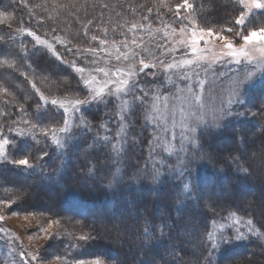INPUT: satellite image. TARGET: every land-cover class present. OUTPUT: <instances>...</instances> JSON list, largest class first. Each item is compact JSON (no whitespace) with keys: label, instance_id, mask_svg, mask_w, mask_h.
<instances>
[{"label":"snow or ice","instance_id":"1","mask_svg":"<svg viewBox=\"0 0 264 264\" xmlns=\"http://www.w3.org/2000/svg\"><path fill=\"white\" fill-rule=\"evenodd\" d=\"M14 2L15 0H13ZM20 3L25 7L28 6L27 0H20ZM237 3L241 6L239 15L234 16L226 25H221L219 30L202 25L193 15L195 7L189 0H182L181 3L176 4L174 7L178 17L181 10H188V14L181 17V21H187V23H182L179 29L182 38L178 41L180 47L185 50L180 53L182 58L179 60L173 59L170 63L160 61V72H146V69H154L157 65L147 63L143 58L138 61L139 67L136 63H129L126 70L117 69L115 72L109 73L103 68H98L96 71L103 72L105 77L111 75L116 78L105 79L101 82L95 76L84 78L82 75L81 80L84 88L71 96L66 94L63 97L46 96L40 88L36 87L35 83H32V88L39 96V100L45 105H51L57 111L50 117L52 122L44 125L40 122L44 113L40 111V103H37L39 115L36 122L32 120L20 121L19 124H23L24 127H20L17 121L12 122V125H17L15 127L0 125V166L12 165L24 171L43 169L45 157H50V153L46 149L51 145L55 146L56 152L60 153L62 157L70 145H76L78 137L94 133L91 143L82 152L87 165L86 172L89 177H95L101 183L107 179L109 188L118 186L124 180V173L119 165L128 150L129 130L132 127V122L137 119L136 109L143 105L141 128L147 130L149 126H155L152 139L148 141L149 158L154 160L153 153L157 148H162L168 155L178 156L177 166L172 171L179 168L182 176L184 172H187L191 177L190 165L193 161L204 160L207 155L203 152V143L198 135V129H222L227 127L232 119L258 115V113H249L247 109L243 112L234 109L245 107L252 88L256 86L258 73H264V23L256 26L252 19L256 16L257 10H260V16H264V0H237ZM160 4L168 6V0H160ZM33 7L37 6L33 5ZM10 8L11 4L0 6V24H7L9 28L12 27V22L15 19L13 11H9ZM91 23L92 21H88V24ZM88 24L84 25L85 29L88 28ZM135 27L136 25L133 24L132 28ZM15 34L31 36L37 45L45 46L52 51L53 55L60 58L54 45L48 40L42 39L31 29L19 27L15 29ZM8 35L14 38L13 33ZM54 39L57 43H64V40L59 37H54ZM91 39L95 41L98 37L93 35ZM214 40L220 42L218 52L214 51ZM100 44L104 45L106 41L100 40ZM201 44L204 46L201 47ZM20 49L22 52L27 51L23 43H21ZM68 51L71 52L72 49L69 48ZM84 51L95 53L97 49L85 48ZM169 51L176 52L178 50L174 48ZM0 55L4 57V59H0V65H6L9 68L16 66L14 61L10 62L7 59L12 55L11 51L0 49ZM121 56L125 61L129 60L127 52L122 53ZM121 56H118L117 59H120ZM72 66L76 72L81 74L86 71L83 67H77L75 62ZM217 66L221 70L217 71ZM173 70H175L174 75L178 80L186 82L183 87L174 81L173 75L170 74ZM161 75L164 76L163 81L159 79ZM141 76L153 78L155 83H151L150 89L140 87ZM261 80L264 81V75L261 76ZM166 84H175L177 94L174 98L180 102L179 107L173 105L170 110L172 128L179 127L181 129L178 147L173 142L176 139L175 131H172L171 139L156 134V129H159L162 123L165 124L163 131H169L166 126L169 114L167 103L169 94H164L163 97L160 94V89ZM137 89L139 94H136ZM0 92L8 93V89L0 86ZM85 92L86 94H83ZM109 97H115L118 101L113 112L115 119L113 120L112 116H109V121L118 124L114 135L112 129L108 127V121L101 122L99 126H96L82 112L84 106L95 105L98 107L100 104H104L107 107L111 103ZM149 97L151 98L150 103ZM161 99L165 102L164 118L161 117ZM177 112L180 116L179 122L176 120ZM2 114L0 113V115ZM57 114L62 116V123L57 120ZM77 114H79L78 119ZM5 127H7V131H5ZM41 137L50 143L39 147ZM131 141L133 144L139 142L135 136L131 137ZM36 151L40 155H34L33 153ZM17 156L19 158H16ZM100 156H103L104 159H99ZM231 162L238 175L251 174L246 166L247 161L241 157L233 156ZM159 163L163 164V160H160ZM113 166H116L114 172L111 170ZM56 171L59 172L60 168L58 167ZM81 171L84 169L82 168ZM109 177L111 178L109 179ZM160 177V169L156 168L154 163L150 179L155 183L160 180ZM142 178L133 175L129 177V180L139 182ZM194 189L195 185L189 180L183 183L181 194L188 200ZM23 198L24 194L21 193L11 200L0 199V221H4V213L10 211L12 205ZM177 203L180 205L177 211L183 212L186 204L180 200ZM218 208H222V206L209 198L204 204V209H206V213L202 214L204 222L193 224L189 218L185 226L180 229V234L185 236L190 243L195 235L194 249L199 250L201 246L206 249L207 255L204 256L203 264H217L216 258L225 248L234 247L238 242L247 240L249 237L264 239V231H262L264 224L257 227L251 217L245 218L238 215V212L241 211L239 206L236 209L228 210L227 215H221ZM68 223L71 225V229L65 227L61 219H48L46 227L38 222V234L43 236L45 243L31 252L19 251V259H13L12 264H43L48 244L62 237H68L70 241H75L69 243L66 248H77L81 246L80 242L87 243L94 239L90 231H84L79 221L69 220ZM144 225L142 235L145 245L164 236L165 227L170 232L175 227V225L165 222L159 226L160 237H156L154 236V225L147 217L144 218ZM115 227L119 228V224H116ZM227 230H231V234ZM0 233L7 234L2 227H0ZM37 238L38 235L29 236L30 241ZM16 239L19 238L16 237ZM172 247L174 250L180 248V251H184L180 245ZM9 248L10 254L16 253L17 250L11 245V241H9ZM200 254L202 255L203 252ZM173 255L175 258L173 264H175V260L180 259V254L174 251ZM54 259L60 264H103L100 259L86 262L70 260L67 255H57ZM193 264H199V262L193 261Z\"/></svg>","mask_w":264,"mask_h":264},{"label":"trees","instance_id":"2","mask_svg":"<svg viewBox=\"0 0 264 264\" xmlns=\"http://www.w3.org/2000/svg\"><path fill=\"white\" fill-rule=\"evenodd\" d=\"M16 3L17 1L14 3V7L10 8V11L16 12V19L19 21H13L11 28L7 24H0V38H2L0 39V49L4 47L7 49L6 51H11L12 55L8 56L7 59L10 62L14 61L16 66L9 68L6 65H0V71L11 75L12 79L20 86L18 91L15 89L20 98L19 102L15 103L18 105L14 106L21 110V106L28 105V119L36 122L39 115L37 103H40V111L44 113L40 122L49 124L52 122L50 117L57 110L39 100V96L30 84V79L19 77L16 68L19 67L18 70H20V66H22L27 72L41 71L42 68H45L43 63L46 66L52 64L51 58L54 57H51L52 54L47 50L32 52L36 50V48L31 47L32 37L27 34L23 36L15 34L16 26L20 25L19 22L29 20L20 6H15ZM4 4L2 1L0 6ZM144 7L146 6L143 4L139 10L137 7L129 8V16L135 14L139 18L147 19L148 16L143 15V13L152 14V9L149 8L151 9L149 11L148 8L146 10ZM227 7H230V10L224 8L226 14L221 17L222 20L216 17V24L226 25L240 11L238 5L235 3L232 5V2ZM121 16L125 15L121 14ZM262 23H264V16H260L258 20H253V24L256 26ZM95 25L96 23L91 24L90 28L95 30ZM9 33H13L14 38L10 37ZM21 43L24 44L26 52L21 51ZM33 55H36L35 58L32 57ZM42 56L47 57V59L43 61ZM0 59H4V57L0 55ZM68 81L69 86L72 80ZM3 82L7 83L6 80ZM256 87L259 96L257 98V95H253L255 107L264 101V82ZM252 93L254 94V92ZM30 103H33L32 106ZM7 104L8 98L0 95V108L7 110V112H3L0 109V113H3L0 115V125L13 126L7 117L8 115L11 117L14 111L11 105L10 111H8ZM49 106L50 108H48ZM250 107L253 109V104ZM260 111L256 112L258 115L249 119H232L225 128L205 131L201 141L203 152L207 155L204 160L193 161L190 165L191 177L187 172H184L182 176L179 168L172 171L178 163L177 155L166 154V156H161L158 159H150L147 147L148 134L151 135L152 130L150 128L145 130L140 126L139 128L133 127V130L130 131H132L131 137L135 136L139 141L136 144L141 148V151L137 149L134 154L128 156L129 151L134 147L129 142L128 150L119 165L122 173H124V180L118 186L109 188L107 187V179L101 183L99 179L89 177L86 172L87 165L80 157L79 159L76 157L75 151H72V146H69L61 157L60 153L56 152L55 146L51 145L46 149L49 151L50 157H45L43 169L24 171L23 169L16 168L13 170V168L0 166V178H8L9 173H16L30 185L29 190H42L44 195L47 193L48 199L57 205L60 204L59 211L53 212L56 213V216L66 217L73 222L79 221L80 225L87 229L86 232L90 231L94 239L87 243L80 242L82 244L79 247L81 251L76 248L83 253L84 257H95L106 264H173L175 259L173 252L176 251L179 252L180 259L175 260V264H193V261L203 264L204 256L207 255L206 249L203 246L199 250L194 249L195 235H193L190 243L185 236L180 234V229L185 226L189 218L193 224L204 222L202 216L203 213H206L204 204L209 198L222 206V208H218L221 215H227L228 210L236 209L239 206L241 211L238 212V215L245 218L251 217L257 227L264 224V120ZM97 113L96 109L87 111L90 117L89 121L96 126L99 117ZM60 116L57 114L59 122L61 121ZM18 125L24 127L23 124L18 123ZM149 130L150 133H148ZM5 131H7V127H5ZM92 137L93 133L76 142L75 146L79 153H82V148L91 143ZM218 140L226 141L222 147L216 149L215 145ZM45 143H50V141L41 137L39 147H43ZM33 154L40 155L38 151ZM197 155L199 156V153ZM233 156H239L247 161L246 166L249 168L250 175L241 176L237 174L235 166L231 162ZM99 159H104V157L100 156ZM160 160H163V164L159 163ZM154 163L161 172L160 180L155 183L150 179ZM58 167L60 168L59 172L56 171ZM115 167L113 166L111 169L113 172ZM82 168L84 171H81ZM133 175L143 178L139 182H131L129 177ZM189 180L195 185V189L191 198L186 200L181 194V189L183 183ZM178 200L184 201L186 204L183 212L177 211V208L180 207L177 203ZM19 203L24 204L22 201ZM145 217L154 225V236L156 237H160L159 226L165 222L173 224L175 227L172 228L171 232L165 227L164 236L145 245L142 235ZM208 218H211L210 215ZM116 224H119V228L115 227ZM111 226L121 231L118 238H111L104 232L103 227ZM227 231L231 234V230ZM173 245H180L184 251H180V248L174 250ZM200 252L203 254L201 255ZM216 260L217 264H264V239L249 237L247 240L238 242L234 247L225 248Z\"/></svg>","mask_w":264,"mask_h":264},{"label":"rangeland","instance_id":"3","mask_svg":"<svg viewBox=\"0 0 264 264\" xmlns=\"http://www.w3.org/2000/svg\"><path fill=\"white\" fill-rule=\"evenodd\" d=\"M2 1L5 4H11V8L12 6L14 7V3L17 1L18 4L16 3L15 6L19 5L22 12L29 20H24L22 22L20 21V25L16 26L18 25L16 24L15 26L17 28L26 27L32 29L42 39L48 40L50 43H52L56 52L59 53L60 58L58 59L56 55H53L52 51H50L45 46L37 45L35 40L32 38L31 47L33 49L36 48V50L32 52H41L42 50H47L52 54L51 57H54L51 58L53 63L48 64L47 66L45 63H43L45 68H42V72L39 70L27 72L22 66H20V70H18L19 67L16 68V72L18 73L19 77H28L31 81V85L32 83H35L36 87L40 88V90L49 97H63L66 94L71 96L79 92L80 89L84 88L81 80L82 75L84 78L95 76L97 80L101 82L109 78L115 79L116 77H112L111 75L109 77H105L103 72H97L96 69L103 68L109 73H112L117 69L126 70L129 63H136L139 67L138 61L141 58H143L147 63H155L157 65V67L154 69H146V72H160V61L170 63L173 59L179 60L182 58L180 53L185 50L180 47L178 41L182 38L179 29L182 26V23H187V21H181V17L187 15L188 10H181L180 16L178 17L174 7L176 4L181 3L182 0H168V6H162L160 4V0H27V7L21 4L20 0H15L14 3L13 0ZM198 1L199 0H189V2L193 3L195 7V12L193 15L197 17L198 21L202 25L214 27L215 30H219L221 26L216 24V17L217 19L222 20L223 18L221 17L226 14L224 8L230 10V7L227 6H229L231 2L232 5L234 3L238 5L237 0ZM142 3L146 6L144 7L145 9H152V14H150L148 11H146L148 12L146 14L143 13V15L148 16L145 20L139 18L135 14L129 16V8L137 7L139 10L142 8ZM33 5H36L37 7H33ZM170 7L171 10H169ZM238 7L240 9L241 6L238 5ZM162 13L166 15H163ZM259 13L260 10H257L256 16H254L252 19L258 20L257 17H260ZM13 14L15 17L14 21H19V19H16L17 16L15 11ZM121 14L125 16H121ZM237 15H239V13H237ZM88 21H92L91 24L96 23L95 30L90 28L91 24H88ZM21 24L24 25L21 26ZM85 24H88L87 29L84 28ZM133 24L136 25L135 28H132ZM260 25L261 24H257V26ZM93 35L97 36L98 39L93 41L91 39ZM54 37L63 39L64 43H57ZM100 40L106 41V44L101 45ZM133 41H135V43H133ZM213 45L214 51L218 52L220 50V42L214 40ZM203 46L204 45L201 44V47ZM69 48L72 49L71 52L68 51ZM85 48H96L97 51L95 53L85 52ZM174 48L178 51H169L170 49ZM2 49L4 51L7 50L4 49V47ZM125 52L129 54L128 61H125L121 56V54ZM35 56L33 55L32 57L35 58ZM118 56H121V58L117 59ZM42 59L44 61L47 59V57L42 56ZM73 62H75L77 67L85 68L86 71L83 74L76 72L72 66ZM216 70L219 71L221 69L219 66H217ZM174 73L175 70L170 73L173 75L174 81L183 87L186 82L178 80ZM262 75H264V73H258L256 77V86L264 82L261 80ZM0 78H2V80H0V86L8 89V93L0 92V95L4 97L6 96V98H8L7 105L9 106L6 105V108L8 109L11 105L14 111L11 117L8 115V120H11L10 122L17 121L18 123L22 121V119L29 120L28 105L21 106L23 109L22 111L17 106H14L18 105L15 103H18L20 98L17 96V92L15 91V89L17 90L20 88L18 83L12 79L11 75L6 74L4 71H0ZM70 79L72 81H70L71 83L69 87L68 80ZM159 79L163 81L164 76L161 75ZM3 80H6L7 83L3 82ZM151 83H155L151 76L140 77V87L150 89ZM256 86L252 88L245 107L234 110L243 112L245 109H247L249 113H256L257 111L261 110L260 113L262 115V119L264 120V101L257 107L254 105L253 99H255V97L253 98V95H257V98L259 96L257 94L258 89ZM252 92H254V94ZM83 94H86V92ZM136 94H139L138 89L136 90ZM160 94L162 97L164 94H169V100L167 102L169 105V114L167 115L166 121V126L169 131H163L165 124L162 123L160 128L156 129V134L166 139H171L172 131H175L176 139L173 142L178 147L180 142L179 133L181 129L179 127L175 129L172 128V118L170 115V110L173 105H176L177 107L180 106V102L174 98L177 94L175 84H166L165 87L160 89ZM109 99L111 103L107 107L104 104H100L98 107L95 105L91 107L84 106V108H82V112L83 115L89 120L90 117L88 116L87 111L90 109H96L99 113H97V116H99L96 121L97 126H99L101 122L108 121V127L112 129V133L114 135L116 129L118 128V124L109 121V116H112L113 120L115 119L113 112L118 101L115 99V97H109ZM25 101L28 102L27 100ZM150 102L151 98L149 97V103ZM164 103L165 102L163 99H161L160 109L162 118L165 116ZM32 104L33 103H30L31 106ZM252 104L253 109L250 107ZM48 108H50V106ZM0 109H2V107ZM2 111L7 112L5 108H3ZM8 111H10V108ZM143 111V105L136 109L135 115L137 119L132 122V127L130 130H133V127H140ZM60 112H62V110H60ZM60 117V123H62V116ZM78 117L79 114H77V119ZM250 117L253 116L249 115L239 118L249 119ZM239 118H236L235 120ZM176 120L177 122L180 120L179 112H177ZM13 126L15 127V125ZM148 128H150L153 132L155 126L152 125ZM130 130L129 142L132 143V131ZM209 130L215 129H198V135L202 137V134ZM148 133H150V130ZM83 137L84 136L78 137L77 141ZM151 139L152 133L151 135L148 134V141ZM225 141L226 140H218V143L215 145L217 147L216 149L222 147ZM133 145L134 147L129 151L128 156L129 154H134L137 149H140L141 151V148H139L136 143ZM71 148L73 152L75 151L76 157H78V159L80 157L81 160L84 161L83 155L82 153L78 152V149H76L77 147L72 146ZM85 148H82V150ZM147 151L149 152V144ZM166 154L167 153H165L162 148H157L156 152L153 153V156L155 159H158L161 156H166ZM16 158L19 157L17 156ZM6 167L9 169L13 168V170L16 169L12 165H6ZM9 175L10 176H8V178H0V199L11 200L21 193L24 194V198L17 200L16 203L12 205L11 210L4 213V221H0V227L4 228L5 232L7 233H0V264H12L13 259H19V251L24 250L26 252H31L34 251L39 245L45 243L43 236L38 234V222L39 224H42L46 227L48 219H61L62 224L65 227H69L71 229V225L68 223L70 219L61 217L60 215L56 216V213H53L54 211H59L60 204L57 205L54 201L48 199L46 195L47 193L44 195L42 190H29L30 185L27 182H24L22 178L16 173H9ZM12 184L13 186H11ZM241 194L243 193L241 192ZM20 201H22V204L24 202V204L21 205L19 203ZM103 228L104 232H106L111 238H118L121 235V231L114 228V226ZM83 229L84 231L87 230L84 227ZM33 235H38V238L30 241L29 236ZM16 237L19 239H16ZM9 241H11V245L16 248V253L10 254L11 250L9 248ZM74 242L75 241H70L68 237H62L58 240L51 241L46 249L43 264H60V262L54 259V257L57 255H67L70 260H84L86 262L93 259H98L90 256L84 257L83 253L80 252L81 250L79 247H77V249L80 251L76 248H66L69 243Z\"/></svg>","mask_w":264,"mask_h":264}]
</instances>
